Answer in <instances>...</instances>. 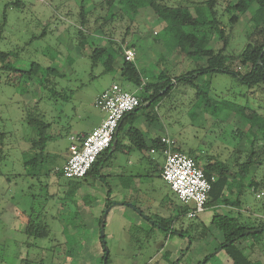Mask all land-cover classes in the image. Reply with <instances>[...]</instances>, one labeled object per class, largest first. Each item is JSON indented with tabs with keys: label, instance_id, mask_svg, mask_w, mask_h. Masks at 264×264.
Returning a JSON list of instances; mask_svg holds the SVG:
<instances>
[{
	"label": "rangeland",
	"instance_id": "1",
	"mask_svg": "<svg viewBox=\"0 0 264 264\" xmlns=\"http://www.w3.org/2000/svg\"><path fill=\"white\" fill-rule=\"evenodd\" d=\"M20 1L23 5L15 6L13 0H0V51L10 53V65L17 68L12 72L0 70V132L4 133L0 137V264H99L103 249L99 240V219L108 198L112 201L104 226L108 264H169L172 261L196 264L210 252L215 253V248L222 241L220 232L209 225L212 215L218 210L231 209L232 215L241 211L243 217L250 213L253 217L264 214V187L255 193L247 187L238 210L234 196H229L230 207L206 209L196 219L179 218L176 221L178 229L180 222L185 227L198 221L209 225L210 229L208 237L193 241L189 250L184 251L189 247L187 237H181L179 233L166 236L160 226L151 228L145 220L149 215L160 223L161 218L178 215L183 206L151 163V159L162 163L164 158L161 154L151 153L148 149H133L130 153L116 151L112 157L104 158V166L100 170V174L105 176L104 181L64 177L61 168L67 158L70 137L86 133L105 118V113L95 106V100L113 83L129 92L135 87L121 77V56L116 55L111 70L107 72L103 66L104 56L92 62V48L109 45L108 35L93 30L94 16L90 18V26L83 29L87 35L83 46L79 45L78 14L81 1L87 3L86 0ZM90 1L95 4L103 2L101 7L95 6V13L104 15L107 12L104 0ZM227 1L220 0L216 8L225 25L229 42L227 51L237 52L243 45V34L254 24L250 13H247L231 26L229 15L224 10ZM107 28L111 30L112 39L123 40L124 45L134 44L133 62L144 80H154L162 70L172 77L184 70L187 61H182L170 45L163 44V33L155 35L163 28V23L150 9L139 10L131 22L126 15L118 14ZM33 62L59 72L57 77L50 78L52 86L55 83L54 88L41 87L40 74L29 77L25 73ZM187 67L191 69L193 65L188 64ZM205 78L207 76L199 78V81ZM209 79V94L215 100H226L257 110L264 105V92H259L255 85L243 84L227 74H213ZM56 90L60 95L63 92L70 94L69 98L53 96L51 91ZM194 92L191 89L185 95L177 94V91L170 93L160 105L159 114L163 108L172 106V116H151L148 122L146 114H151L154 104L137 110L134 125L144 131L147 146L154 135H167L183 149L206 150L209 142L215 143L221 159H228L235 152V146L242 151L247 150L249 137L244 135L240 139L242 134L237 131L246 125L239 109H217L216 116H209L205 129L195 125L194 116H179L180 109L194 103ZM136 94L140 98L146 96L140 88ZM180 97L188 102L180 105ZM198 105L204 106L202 102ZM35 111L49 124L45 148L37 153L29 151V141L36 134L28 119L36 117L30 116ZM260 111L262 113L263 109ZM255 120H260V117L256 115ZM126 127L127 123H124L118 139L128 145L130 142L124 136ZM194 136H201L203 142L199 144ZM257 141L260 145L263 143L261 135ZM27 151L29 157H37L38 164L25 167L23 158ZM106 154L103 152L102 156ZM235 156L238 152L232 154L231 159ZM120 174L123 176L119 177ZM255 175L264 181L263 165ZM131 177L136 178L133 196L123 191L120 183V179L130 180ZM109 188L112 190L110 197L107 196ZM261 192L263 194L257 197L256 194ZM29 217L44 222L49 235L28 238L23 230ZM146 229H151V232L146 233ZM258 237L261 244L254 249L251 258L262 263L264 232ZM163 240L162 245L160 242ZM67 249L71 250L70 256ZM164 252L169 255L165 256ZM208 264H230V261L225 252L219 250Z\"/></svg>",
	"mask_w": 264,
	"mask_h": 264
},
{
	"label": "trees",
	"instance_id": "2",
	"mask_svg": "<svg viewBox=\"0 0 264 264\" xmlns=\"http://www.w3.org/2000/svg\"><path fill=\"white\" fill-rule=\"evenodd\" d=\"M88 1L86 0L87 3L81 1L80 4L78 14L79 45L83 46L84 39L87 37L83 29L90 26V18L94 16L92 22L95 24V27L93 30L102 35H108L107 40L109 45L94 46L90 53L92 62H96L100 57L104 56L103 66L104 71L107 72L111 70L116 55L121 56V77L125 82L132 84L135 89L140 88L146 94L143 98L137 96L140 100V105L130 113L125 114L117 128L119 134L124 123L129 125L126 131H124V136L128 138L130 142L129 146L132 149L140 151L154 149L156 153L162 155L163 145L160 137L151 139V144L148 147L145 142L144 133L134 126L133 123L137 110L140 107L144 105L150 107L156 101L167 96L173 87L176 88L175 92L177 91V94L180 95H185L188 90L194 89V99L202 102L206 112L215 116L217 115V109L223 107L231 110L239 109L243 112L240 117L243 118L246 125L242 129L237 128V131H240L242 134L240 139L244 135L249 137L250 145L245 151L235 146L234 153L238 152V156H235L234 159H231L234 153L230 154L228 159H221L220 155L204 154L199 148H189L187 151L181 150L179 147L175 148L192 157L196 165L202 169L204 175L210 180L211 190L205 204L206 209L221 208L224 205H229L230 207L229 196H234V205L238 210L243 203L241 196L247 187L253 193L258 192L260 188L264 187V181H261L255 175L259 167L261 165L264 166V105L262 107L259 106V108L263 109L261 113V109L257 110L247 105H236L226 100H215L209 94L211 88V80L209 78L213 74H227L243 84L249 86L255 85L259 92H264V0L227 1L224 10L229 15L228 23L231 26L238 21L240 16H245L247 13H250V20L254 24L251 29L243 34V45L237 52L227 51L229 42L225 34V25L216 8L220 0H104L107 11L104 15L94 12L95 6L99 5L101 7L103 2L95 4ZM12 4L15 6L23 5L20 0H13ZM141 9L153 11L156 17L163 23V28L155 35L163 33L165 35L163 44L166 46L170 45L172 51L181 56L182 61H187L184 70L179 75L172 77L165 70H162L154 80L144 81L134 62L124 59L122 54L123 40L118 42L112 39L111 30L107 28L110 21L116 19L118 14H122L126 15L128 22H131ZM9 59L10 53L0 51V70L6 72L17 70V68L10 65ZM212 59L214 60L212 61ZM187 63L189 65L192 64L193 68L187 69ZM25 73L29 77H36L40 74L42 78L39 79V85L48 89L55 87V83L52 86L50 78L57 77L59 74L53 68L47 66L41 67L35 62L31 63L30 68L25 70ZM203 76H207V79L199 81V78ZM51 94L62 99L69 98L70 96V94H66L65 92L60 95L57 90L51 91ZM212 105L216 108H210ZM256 115L260 117V120H255ZM30 116H36L28 119V123L36 136L29 141V151L35 150L37 153L43 151L45 148L49 124L43 121L40 117L42 115L36 113V111L33 114L31 113ZM149 117L151 116H146L147 119ZM116 134L113 136V139ZM3 135L4 133L0 132V137ZM259 135H261V139L263 140L261 145L257 143ZM113 139L110 146L103 151L107 152L106 156H102L103 152L98 155L91 168L82 178H93L104 181L105 176L100 174V170L104 166V158L107 156L109 158L112 157L114 152L118 151V148L122 145L118 137L114 144ZM29 151L24 154L25 167L38 164L35 155L28 156ZM242 154L244 155L243 160L240 158ZM66 160L65 158L64 161ZM151 163L155 167H158L157 171H161L163 162L159 163L155 159H151ZM109 194L110 190L108 189L107 195L109 196ZM111 204L112 201L108 198L105 206L107 207ZM136 208L134 207V209ZM262 208H264V205H262ZM188 210L189 207L183 205L180 207L178 215L161 218L160 223L153 220L149 215H146L145 220L151 224V228L160 226L166 236L170 233H179L181 237H187L189 247L186 251L189 250L193 241L204 240L210 232L209 225H212L220 232L222 237V241L215 248V253L223 250L230 264H264V262L258 263V261L251 258L254 254V249L256 250L257 246L261 244V239H259L258 235L264 232V217H253L251 213L243 217L241 211L232 215L230 213L231 209H228L227 211L214 213L209 225L198 221L183 227V223L180 222V228L178 229L176 221L179 218L181 220L184 216L189 218L187 216ZM196 218L197 216L189 219ZM100 221L101 218L99 219V225ZM256 228H261L262 230L257 233L245 234V231ZM23 231L28 238H44L49 235L47 225L42 221L34 220L32 217H29L25 221ZM145 232L149 234L151 229H146ZM99 240L101 247H103L101 238ZM241 243H243V246L240 245ZM180 252L183 253V249ZM67 253L70 256L71 250L67 249ZM215 253L210 252L202 260L197 261L196 264H208ZM164 254L165 256L169 255L168 252H164ZM184 255L185 252L183 253ZM103 257L104 250L102 249L99 264L102 263ZM108 259L109 256H107L106 264L109 262ZM169 264H179V262L172 261Z\"/></svg>",
	"mask_w": 264,
	"mask_h": 264
},
{
	"label": "built area",
	"instance_id": "3",
	"mask_svg": "<svg viewBox=\"0 0 264 264\" xmlns=\"http://www.w3.org/2000/svg\"><path fill=\"white\" fill-rule=\"evenodd\" d=\"M122 54L126 61L135 59L134 44H123ZM140 105L136 93L124 90L117 83L105 90L95 100V106L104 113L105 118L86 133L70 137L67 160L62 165V173L66 178H82L91 168L93 162L111 144L118 125L123 116ZM163 164L160 177L167 183L169 189L180 200V203L189 207L187 216H197L206 210V201L209 198L211 182L204 175L188 154L177 150L173 138L162 136ZM155 153L154 149L150 150ZM263 194L257 193L260 197ZM169 236V234H168Z\"/></svg>",
	"mask_w": 264,
	"mask_h": 264
},
{
	"label": "crops",
	"instance_id": "4",
	"mask_svg": "<svg viewBox=\"0 0 264 264\" xmlns=\"http://www.w3.org/2000/svg\"><path fill=\"white\" fill-rule=\"evenodd\" d=\"M144 81H146V80H144ZM149 81H151V80H149ZM176 90V88L175 87H173L171 90H170V92L168 93V95L167 96H165V97H163V98H161L160 100H158V101H156L155 103H154V106H153V110L151 111V114L149 113V114H146V116H172V114H171V112H172V106H167L166 108H163L164 109V111L162 112V114H159V107H160V105H163L164 104V101H165V99L170 95V93L172 94L174 91ZM136 91H137V89H134L133 90V92H135L136 93ZM188 102V100L186 99V98H184V97H180V105H185L186 103ZM198 101H194V103L191 105V107H188V108H183V109H180V115L179 116H194L193 117V121H195L196 123H195V125L200 129H205V127L204 126H206L207 125V122H208V120H209V116H215L214 114H210V113H208V112H206V110L204 109V107L203 106H201V105H198ZM194 106L196 107V109L195 110H193L194 109ZM155 111L157 112V113H155ZM137 116V115H136ZM136 119V118H135ZM146 120L148 121V122H150V120H149V118L147 119L146 118ZM101 122V121H100ZM134 122H135V120H134ZM134 124V123H133ZM97 126V125H96ZM129 125L127 124V127H128ZM135 126V125H134ZM95 127V126H94ZM127 127H126V129H127ZM137 128H139V127H137ZM140 129V128H139ZM140 130H142V129H140ZM126 131V130H125ZM143 133H144V131H142ZM78 134H82V133H78ZM162 136H165V135H160V136H153V137H151L150 138V142H151V139H153V138H155V137H162ZM117 137H118V131H117V134H116V136H115V139L117 140ZM145 137V136H144ZM194 137H196L199 141H200V143L199 144H201L202 142H203V139L202 138H200L201 136H194ZM203 137V136H202ZM205 137V136H204ZM203 137V138H204ZM200 138V139H199ZM175 140V139H174ZM175 142H176V140H175ZM151 144V143H150ZM150 145H148V147H149ZM176 147H179L181 150H185V151H187L188 149H183L182 147H181V145L179 146H177V143H176ZM193 149H197V148H194V147H192ZM133 149L131 148V146H129V144L127 145V144H125V143H122V145H120V147L118 148V151H122V152H127V153H130L131 151H132ZM148 150H150V149H148ZM201 150V152L202 153H204V154H212V155H219L220 153H219V151H218V148H216L215 147V143H212V142H209L208 143V145H207V148H206V150H203V149H200ZM210 152V153H209ZM156 153V152H155ZM67 159V158H66ZM65 162V161H64ZM155 170L157 171L158 170V167H155ZM158 174H160V172L158 171ZM106 176H108V175H106ZM121 176H123V175H119V177H121ZM136 176H138V175H136ZM160 176V175H159ZM135 177V176H134ZM135 182H136V178H132L131 177V179L129 180H123L122 181V179H120V183H121V187H122V190L123 191H125L128 195H130V196H133V194H134V192H135V189H136V184H135ZM109 190H110V194H109V197L111 196V194H112V190L109 188ZM108 196V195H107ZM233 197V196H232ZM132 198H130V200H131ZM217 212H220L219 210L217 211ZM259 216H261V217H264V214L262 213V214H258ZM151 225V224H150ZM147 230H149V229H147ZM208 237V236H207ZM162 243H160V244H164L163 243V241H161Z\"/></svg>",
	"mask_w": 264,
	"mask_h": 264
},
{
	"label": "water",
	"instance_id": "5",
	"mask_svg": "<svg viewBox=\"0 0 264 264\" xmlns=\"http://www.w3.org/2000/svg\"><path fill=\"white\" fill-rule=\"evenodd\" d=\"M115 141H116V139L114 138L113 139V144L115 143ZM110 209H111L110 205L105 208V210L102 213L101 221H100V238L102 240L103 250H104V257H103V261H102L101 264H106V259H107V256H108V249H107V246H106V243H105V238H104V226H105V220H106L107 214L110 211ZM261 230H262L261 228L249 229V230L245 231V234L257 233V232H260ZM160 243H162V242H160ZM187 248L184 251H186Z\"/></svg>",
	"mask_w": 264,
	"mask_h": 264
}]
</instances>
